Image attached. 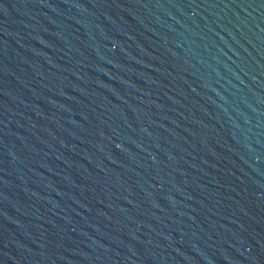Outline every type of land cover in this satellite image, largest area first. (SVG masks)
I'll use <instances>...</instances> for the list:
<instances>
[{"label": "water", "instance_id": "1", "mask_svg": "<svg viewBox=\"0 0 264 264\" xmlns=\"http://www.w3.org/2000/svg\"><path fill=\"white\" fill-rule=\"evenodd\" d=\"M0 264H264V0H0Z\"/></svg>", "mask_w": 264, "mask_h": 264}]
</instances>
